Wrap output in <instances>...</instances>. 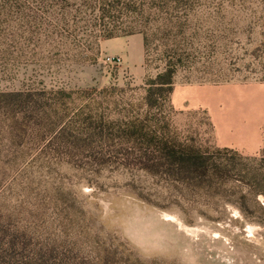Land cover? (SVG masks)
Wrapping results in <instances>:
<instances>
[{"label": "rangeland", "instance_id": "rangeland-1", "mask_svg": "<svg viewBox=\"0 0 264 264\" xmlns=\"http://www.w3.org/2000/svg\"><path fill=\"white\" fill-rule=\"evenodd\" d=\"M222 4L199 13L198 62L176 74L169 113L179 138L211 152L213 118L225 123L235 95L250 113L264 110V2ZM139 35H127L125 56L111 53L107 39L88 60L73 50L0 60V214L78 259L108 247L121 264H264V142L253 154L237 149L243 157L223 154L232 176L219 189L126 166L117 145L91 137L89 116L120 119L143 102L158 68L146 64ZM113 55L122 61L106 60ZM27 88L73 95L28 117L6 96ZM187 96L191 105L182 107Z\"/></svg>", "mask_w": 264, "mask_h": 264}, {"label": "trees", "instance_id": "trees-1", "mask_svg": "<svg viewBox=\"0 0 264 264\" xmlns=\"http://www.w3.org/2000/svg\"><path fill=\"white\" fill-rule=\"evenodd\" d=\"M224 2L226 0H0V60L5 61L10 54L33 59L71 50L77 51L74 56L78 59L88 60L103 40L142 34L145 62L149 65L156 60L158 68L145 82L143 102L120 119L89 116L91 137L98 134L109 141L110 146L117 145L116 153L126 166L165 179L197 186L215 185L220 189L232 176L231 164L223 159V154L230 153L235 158L243 157L241 153L219 146L211 152L209 147L179 138L172 130L169 113L173 110L171 100L176 74L192 69L198 62L193 39L198 34L195 25L200 19L199 13L205 9L210 12L218 4L221 8ZM72 95L73 92L65 88L50 91L27 88L6 94L9 100L27 110L28 117L34 109L44 110L59 101L66 104ZM252 171L255 178L263 176L258 170H248L246 174ZM242 197L246 198V194ZM41 239L26 229H18L0 214V264L122 262L108 247L94 259H78L70 250Z\"/></svg>", "mask_w": 264, "mask_h": 264}, {"label": "crops", "instance_id": "crops-1", "mask_svg": "<svg viewBox=\"0 0 264 264\" xmlns=\"http://www.w3.org/2000/svg\"><path fill=\"white\" fill-rule=\"evenodd\" d=\"M136 35L140 37L139 34ZM139 37H137V41H139ZM110 41L114 42L113 48H108L111 53L124 56L129 54L131 42L128 36L115 37L107 40V42ZM248 95L249 98L254 99L251 94ZM234 99L238 108L233 109L229 114L226 113L224 117L225 123H221L220 127L216 125L212 116L215 124L216 143L221 147L236 148L246 154L256 153L261 149L264 142L262 133L264 110L260 107L259 113L255 115L246 109V101L240 100L239 95H235ZM189 101L190 98L187 96L186 99H184V105L182 107L186 105L190 106L191 103ZM186 102H188V104H186Z\"/></svg>", "mask_w": 264, "mask_h": 264}, {"label": "built area", "instance_id": "built-area-1", "mask_svg": "<svg viewBox=\"0 0 264 264\" xmlns=\"http://www.w3.org/2000/svg\"><path fill=\"white\" fill-rule=\"evenodd\" d=\"M106 60L112 63H120L122 61V58L120 56L113 55L108 56Z\"/></svg>", "mask_w": 264, "mask_h": 264}]
</instances>
